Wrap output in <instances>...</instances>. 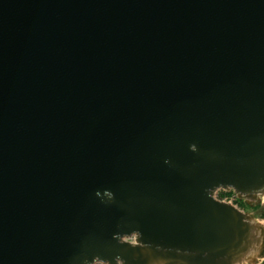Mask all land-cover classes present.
Wrapping results in <instances>:
<instances>
[{"label":"water","instance_id":"1","mask_svg":"<svg viewBox=\"0 0 264 264\" xmlns=\"http://www.w3.org/2000/svg\"><path fill=\"white\" fill-rule=\"evenodd\" d=\"M264 0H0V264H256Z\"/></svg>","mask_w":264,"mask_h":264},{"label":"built area","instance_id":"2","mask_svg":"<svg viewBox=\"0 0 264 264\" xmlns=\"http://www.w3.org/2000/svg\"><path fill=\"white\" fill-rule=\"evenodd\" d=\"M221 194H223V196H221ZM215 198L220 200V201H230L231 203L235 204L236 206H238L240 209L245 210L243 208H241V206L238 203V197L234 192H227L224 190H220L218 191V193H216ZM264 198V197H263Z\"/></svg>","mask_w":264,"mask_h":264},{"label":"trees","instance_id":"3","mask_svg":"<svg viewBox=\"0 0 264 264\" xmlns=\"http://www.w3.org/2000/svg\"><path fill=\"white\" fill-rule=\"evenodd\" d=\"M239 205L241 208L246 210H252L257 212L258 217L264 220V203L259 202L257 205L249 206L245 200H238Z\"/></svg>","mask_w":264,"mask_h":264},{"label":"rangeland","instance_id":"4","mask_svg":"<svg viewBox=\"0 0 264 264\" xmlns=\"http://www.w3.org/2000/svg\"><path fill=\"white\" fill-rule=\"evenodd\" d=\"M221 196H223V194H221ZM259 202H261V203H264V198H261V201H259ZM258 202V203H259ZM257 203V204H258ZM257 204H255V205H257ZM246 210V209H245ZM246 211H248V212H250V213H252L259 221H261V223H264V220L263 219H261L260 217H258V214H257V212H255V211H252V210H246ZM256 264H264V254L263 255H261V258L257 261V263Z\"/></svg>","mask_w":264,"mask_h":264}]
</instances>
